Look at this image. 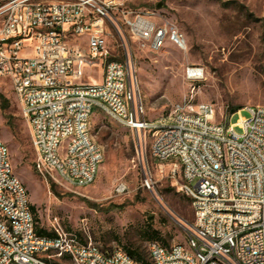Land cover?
Masks as SVG:
<instances>
[{
    "label": "built area",
    "instance_id": "built-area-1",
    "mask_svg": "<svg viewBox=\"0 0 264 264\" xmlns=\"http://www.w3.org/2000/svg\"><path fill=\"white\" fill-rule=\"evenodd\" d=\"M137 1L0 0V80L9 81L30 126L38 175L82 188V180H90V185L95 181L104 161L103 148L94 137L84 136L87 112L101 111L94 101L74 104V90L101 92L130 115L135 129L153 130L143 103L142 112L132 107L139 86L121 28H128L142 48L152 51L168 44L186 51L188 40L185 33L176 32L161 42L162 33L173 24L136 9ZM110 29L126 48L124 60L111 53ZM190 77L203 78L204 69L187 66ZM172 111L183 115V131L172 136L171 112L165 138L155 143L152 155L168 165L166 176L191 200L195 220L187 227L186 242L199 244L212 264H264V105L245 106L249 114L236 124H231L232 116L218 120L215 105L208 102L185 100ZM196 123H203V130H196L187 168L196 183L179 181L183 140ZM67 131H78V140L67 141V151L57 153ZM170 145H177V159H170ZM208 150H215L216 158H208ZM229 152L238 153V160H229ZM201 158L210 159V168L196 171ZM56 164H63V173H56ZM212 166H219V174H212ZM203 178H210V187H203ZM156 182L149 172L144 185L150 188ZM127 191L124 182L117 184V193ZM32 206L28 188L14 172L9 147L0 138V264H62L63 258L71 264H130L119 254L106 257V250L91 241L80 239V246H72L65 231L40 236ZM255 225H262V232H255ZM233 237H241L238 254H230ZM149 259L147 264H196L185 251L169 255L153 247Z\"/></svg>",
    "mask_w": 264,
    "mask_h": 264
},
{
    "label": "rangeland",
    "instance_id": "rangeland-1",
    "mask_svg": "<svg viewBox=\"0 0 264 264\" xmlns=\"http://www.w3.org/2000/svg\"><path fill=\"white\" fill-rule=\"evenodd\" d=\"M134 7L173 24L188 40L186 51L171 44L152 51L142 48L122 26L147 119L166 122L176 103L191 100L214 104L218 120L232 116L231 124H236L249 113L230 115V109L264 105V0H140ZM108 45L114 58L124 60L126 48L113 29ZM189 65L203 68L204 77L187 79ZM0 96L8 101L6 109L0 108V138L9 147L15 174L29 190L40 228L65 231L110 251L140 246L147 262L151 242L143 229L157 231L158 241L167 247L186 242L194 210L166 176L168 165L152 155L150 134L133 132L96 111L91 132L105 158L91 185L73 187L36 173L30 126L8 80H0ZM235 130L241 132L240 127ZM179 165L178 161V178ZM149 172L157 181L150 188L144 185ZM119 182L127 185L126 193L116 192Z\"/></svg>",
    "mask_w": 264,
    "mask_h": 264
},
{
    "label": "bare ground",
    "instance_id": "bare-ground-1",
    "mask_svg": "<svg viewBox=\"0 0 264 264\" xmlns=\"http://www.w3.org/2000/svg\"><path fill=\"white\" fill-rule=\"evenodd\" d=\"M176 32H181L178 28L168 27V33H162L161 42H168L169 36H176ZM193 82L199 81L202 78L190 77L187 78ZM83 101H94L97 110H100L119 124L125 126L127 129L137 132L150 134L153 138L152 151L155 149V143L165 138V129L170 120L162 122V120L153 121V130L147 128H136L131 125V117L128 113H123L115 102L106 101V97L97 90H87L85 93L81 90H74V104H81ZM132 107L134 112H142V102L139 100V94H132ZM245 111V107L240 109L238 114ZM94 112H87L86 121H84V136L93 137L91 132V118ZM196 130H203V123H196V129H189V136L183 140V151L179 158V166L181 175L179 181H188L189 183H196V176H189L187 171L188 163L192 160L193 149L197 142ZM172 136H180L183 131V115H179V111H174L171 118ZM78 140V131L65 132V140H59L57 144V153H64L67 151V141ZM177 159V145H170V159ZM208 158H216L215 150H208ZM201 158V162H196V171H203V168H210V159ZM229 160H238V153L229 152ZM56 173H63V164H56ZM179 172L177 171V177ZM212 174H219V166H212ZM90 180H82V186H89ZM203 187H210V178H203ZM255 232H262V225H255ZM66 242L71 243L72 246H80V240L72 235L66 234ZM149 245V257L152 256V247L162 250V253H169V255H177L179 250L190 253L196 258V264H212V260H206V251L197 243L173 244L169 247L160 244L159 242H151ZM239 247H241V237H233V244L230 245V254H238ZM119 254L122 257L129 258L130 264H147L135 260L129 253L122 250H106V257H117Z\"/></svg>",
    "mask_w": 264,
    "mask_h": 264
},
{
    "label": "trees",
    "instance_id": "trees-1",
    "mask_svg": "<svg viewBox=\"0 0 264 264\" xmlns=\"http://www.w3.org/2000/svg\"><path fill=\"white\" fill-rule=\"evenodd\" d=\"M7 106H8V101L6 99H3V97L0 96V108L2 110H4V109H6ZM240 109L241 108L234 107V108L230 109L229 114L233 115L236 112H238ZM32 209H33V212L35 214V219L37 222V225H36L37 234H39L40 236L49 237V238L56 236L55 231L48 232L47 230L39 227L37 213H36V209H35L34 205L32 206ZM143 232L147 235L146 239L149 240L150 242L160 240V238L157 235V231H155L151 228H145V229H143ZM158 242H160V241H158ZM161 244L164 246H168L164 243H161ZM126 250H127L126 252L129 253L135 260L142 262V263H148L147 261H144L145 251L140 246H136L134 248L129 247Z\"/></svg>",
    "mask_w": 264,
    "mask_h": 264
},
{
    "label": "water",
    "instance_id": "water-1",
    "mask_svg": "<svg viewBox=\"0 0 264 264\" xmlns=\"http://www.w3.org/2000/svg\"><path fill=\"white\" fill-rule=\"evenodd\" d=\"M162 6V3L158 4V7H161Z\"/></svg>",
    "mask_w": 264,
    "mask_h": 264
}]
</instances>
